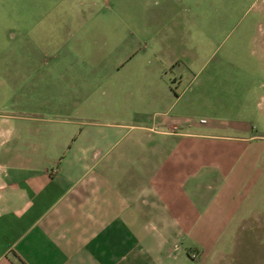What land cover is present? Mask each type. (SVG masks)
I'll return each instance as SVG.
<instances>
[{"label":"crops","instance_id":"1","mask_svg":"<svg viewBox=\"0 0 264 264\" xmlns=\"http://www.w3.org/2000/svg\"><path fill=\"white\" fill-rule=\"evenodd\" d=\"M93 4L0 0V8L20 10L19 24L36 26L21 35L38 42L37 56L63 58L53 69L60 81L71 78V42L92 34L86 9ZM46 41L60 43L49 50ZM1 67L3 86L13 77ZM164 70L147 81L166 83ZM45 81L38 76L40 86ZM20 103L13 110L0 101V264H232L222 234L236 226L239 211L250 213L242 200L251 203L264 183V166L252 162L256 147L249 146L264 137L177 130L157 112L152 124L140 125L146 134L121 145L117 130L74 112V99ZM238 164L244 179L231 178ZM258 223L264 231L263 218Z\"/></svg>","mask_w":264,"mask_h":264},{"label":"rangeland","instance_id":"2","mask_svg":"<svg viewBox=\"0 0 264 264\" xmlns=\"http://www.w3.org/2000/svg\"><path fill=\"white\" fill-rule=\"evenodd\" d=\"M95 1L86 9L93 14L91 36L71 42L77 54L66 58L67 81L53 71L63 58L52 51L37 56L38 42L21 35L36 26L19 24L20 10L0 8V67L8 66L13 77L0 85V101L18 110L21 101L38 96L74 99V112L117 130L121 145L133 144L138 131L146 134L140 125L152 124L157 112L177 130L264 137V0ZM45 43L51 50L60 42ZM159 67L167 82L154 86L147 80ZM42 74L45 86L38 83ZM249 144L256 147L252 162L264 166V139ZM242 173L238 164L231 178L244 179ZM259 185L251 203L241 201L250 213L239 211L236 226L222 234L231 241L232 264H264V231L255 226L264 220Z\"/></svg>","mask_w":264,"mask_h":264}]
</instances>
